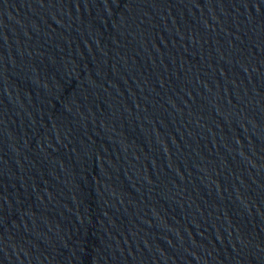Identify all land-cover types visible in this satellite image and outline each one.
Returning <instances> with one entry per match:
<instances>
[{
  "label": "water",
  "instance_id": "95a60500",
  "mask_svg": "<svg viewBox=\"0 0 264 264\" xmlns=\"http://www.w3.org/2000/svg\"><path fill=\"white\" fill-rule=\"evenodd\" d=\"M0 264H264V0H0Z\"/></svg>",
  "mask_w": 264,
  "mask_h": 264
}]
</instances>
